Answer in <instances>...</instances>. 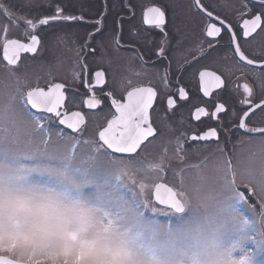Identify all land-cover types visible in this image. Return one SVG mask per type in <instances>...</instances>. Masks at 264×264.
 <instances>
[{
  "label": "flooded vegetation",
  "instance_id": "1",
  "mask_svg": "<svg viewBox=\"0 0 264 264\" xmlns=\"http://www.w3.org/2000/svg\"><path fill=\"white\" fill-rule=\"evenodd\" d=\"M0 0V4L13 10L14 15L28 14L29 18L38 19L42 14H51L55 5L63 7L66 14L83 16L86 22L78 23H52L42 26L37 34L42 39V44L37 54H25L18 67L13 72L6 70L5 62L0 58V67L4 68L17 85L19 81L35 86L46 87L48 83H64L66 86L65 110L68 112L81 111L86 117V126L93 123L96 127L105 126L111 119L114 110L105 96L112 91L116 98L122 99L130 87L151 86L158 92V99L154 108L150 110L151 122L157 129L156 137L150 138L139 151L137 159L142 162L137 167H143L138 183L136 178H128L126 190L133 196L142 195L150 197L151 186L155 182L175 184L182 179L184 183L193 184L204 181V171L222 168L230 161L236 171L240 151L251 140L261 141L257 135L243 134L233 129L238 123V116L242 114L241 100L244 98L242 88L239 86L248 82L254 89V98L264 96L259 82L253 78L248 69L241 68L232 55L228 34L225 33L213 49H208V41L201 32V20L192 8V0H130L131 10L124 7L129 0ZM205 5L214 12H219L235 25L241 22L238 16L245 0H203ZM250 6L253 0H248ZM156 5L166 10L168 33L167 40L157 29L143 24L144 7ZM103 16L102 24L95 22ZM246 18H250L246 17ZM10 25V38H24L26 26H11L10 21L0 13V27ZM101 30L96 32V28ZM90 33H95L91 38ZM119 35L122 47L114 43ZM90 48L81 50L85 43ZM212 43H216L212 41ZM164 46L166 58L159 60L156 57L158 49ZM203 47L206 55L192 61V55H199L198 49ZM242 48L249 55H264V31H258L246 42L241 39ZM90 49H95L91 51ZM84 63L88 67L89 80L95 71L103 70L106 73L107 84L104 88H96L95 94L102 99V104L94 110L83 106V101L90 95L81 79L73 77V71H79L83 65H77L78 57L84 56ZM143 56L144 62L137 58ZM190 62V63H189ZM165 69H167L168 83H165ZM215 71L226 81V87L217 90L211 97H204L199 91V72L201 70ZM247 73V75H242ZM131 81V84H129ZM185 87L189 93L186 101L179 100L178 89ZM173 95L177 106L169 111L167 97ZM217 102H224L227 111L220 114L218 121L210 117L201 121L192 120L191 114L196 107H206L209 112L214 110ZM233 112L236 116H233ZM222 121V124H221ZM52 124L60 129L63 126L53 120ZM250 126H264V112H257L249 120ZM208 127H217L219 139L212 141H191L187 139L193 133L199 135ZM84 128V129H85ZM70 132V130H65ZM84 132V131H83ZM184 134V135H182ZM179 142L183 143L181 150L183 165L179 163L181 156L177 154ZM264 141V140H263ZM163 161V171H148L150 163ZM213 163L212 165H210ZM199 165L196 168L189 167ZM219 165V166H217ZM202 168L205 169L202 171ZM181 169H186L181 171ZM195 170L196 175L186 173ZM202 179V181L199 180ZM135 181L133 183L132 181ZM237 182L241 183L238 180ZM146 184L141 190L138 187ZM146 207H153L149 203H142ZM191 207V206H190ZM159 209V208H158ZM161 210V209H159Z\"/></svg>",
  "mask_w": 264,
  "mask_h": 264
},
{
  "label": "snow or ice",
  "instance_id": "2",
  "mask_svg": "<svg viewBox=\"0 0 264 264\" xmlns=\"http://www.w3.org/2000/svg\"><path fill=\"white\" fill-rule=\"evenodd\" d=\"M29 7L31 6L29 0ZM192 8L201 20V32L206 41H208V49H213L219 43L220 38L227 33L229 45L232 55L241 68L248 69L253 74V78L259 82L261 90H264V55H249L241 46V39L245 42L252 38L258 31H264V0H253L249 4L248 0L243 3L242 9L239 10L238 16L240 23L237 27L232 21L227 20L219 12L210 10L203 0H192ZM124 7L131 10L130 0L125 3ZM105 10H107V0L105 2ZM0 13H2L9 21L11 26H26L24 38H10V25L5 23L0 27V58L5 62L6 70L13 72L15 67L19 66L22 57L25 54L35 55L38 53L42 44L41 37L37 34L38 29L42 26H49L52 23H78L86 22L83 16L66 14L63 7L59 4L55 5L51 14H42L41 18H29L28 14L20 16L14 15L11 8L0 4ZM95 23L102 24L103 16ZM250 18H246L249 17ZM143 24L157 29L163 34L165 41L168 33L165 31L167 27L166 10L160 6L151 5L143 9ZM101 29L96 28V32ZM95 33H90V38ZM215 41L216 43H212ZM115 45L122 47L120 37L117 35L114 40ZM90 48L86 42L81 46V50ZM95 51V49H90ZM199 55H192V61L198 62L200 58L206 55L205 49L201 46ZM159 60L166 58V49L161 46L156 52ZM141 63L144 62L143 56L137 57ZM86 54L78 57L77 65H83L79 71H73V77L76 80L81 79L83 73V84L87 89V98L83 101V106L89 110L97 109L102 104V99L95 94L96 88H104L107 84L106 73L103 70L95 71L89 80V71L84 63ZM190 63V62H189ZM247 75V73H242ZM168 72L165 69V83ZM131 84V81H129ZM226 87V81L222 75L215 71L207 69L199 72V91L204 97H211L217 90ZM242 88L244 98L241 100L243 107L240 109L238 123L233 125V129L243 134L257 135L264 140V126H250L249 120L257 112H264V96L258 101L254 98V89L245 82L239 86ZM111 109L114 113L111 119H108L105 126L98 127L96 138L88 140L83 138V131L86 126V117L81 111L68 112L65 110L66 86L64 83H48L46 87L37 83L35 86L17 79V88L15 92L6 94L0 99V134L10 131L18 122L34 124L35 127L31 135H40L47 144L52 139L51 131L48 125L55 120L58 125L63 126L56 132L59 137L57 143L67 140L70 141L69 152L75 157L80 150L82 155L90 164V170L94 174L98 182L106 186H111L121 192L126 197H132L133 193L126 190L121 184L122 176L132 178L139 175L144 170L143 167H134L135 164H142L137 159L139 151L150 138H155L157 129L151 122L150 110L154 108V104L158 99V92L151 86L130 87L124 94L122 99L115 97L112 91L105 93ZM178 97L181 101H186L189 93L185 87L178 89ZM167 108L172 111L177 106V100L173 95L167 97ZM227 111L224 102H217L214 110L208 111L206 107H196L191 114L192 120L201 121L202 118L210 117L213 121H218L220 114ZM233 116L236 113L233 112ZM222 124V121H221ZM70 130V132H65ZM184 135V134H182ZM187 139L191 141H212L219 139V131L217 127H208L206 131L199 135L193 133ZM177 154L181 156L179 163L183 165V156L181 150L183 143L179 142ZM51 163L66 166L71 170L70 164L65 165L62 161H51ZM199 165H191L189 167L196 168ZM148 171H163V161L160 163H150L147 166ZM186 169H181V171ZM216 178L212 184L200 182L193 184L191 191L185 187L182 179L175 184L166 182H155L151 186L150 198L153 207L161 209V212H149L143 204H133L137 210L143 211V216L154 221L167 222L169 227L175 226L177 230H183L195 217L199 210L190 207V201L196 197L202 201L210 202L216 206L220 214L224 213H240L247 218L248 222L255 224L257 219L264 220V162L258 168L250 169L242 174L241 183L237 182V172L233 168L230 161L226 162L222 168L216 169ZM135 183V181H132ZM138 187L143 190L146 184ZM259 193L261 201L259 208L252 201V197ZM245 231H248L246 228ZM252 235L251 231H248ZM262 239L253 240L247 243L241 252L246 253L247 249L253 248L254 244L257 248L264 247V233H260Z\"/></svg>",
  "mask_w": 264,
  "mask_h": 264
},
{
  "label": "rangeland",
  "instance_id": "3",
  "mask_svg": "<svg viewBox=\"0 0 264 264\" xmlns=\"http://www.w3.org/2000/svg\"><path fill=\"white\" fill-rule=\"evenodd\" d=\"M16 88L0 67V99ZM34 127L18 122L0 134V255L27 264H264V247L240 251L253 237L262 239L264 220L251 224L240 213L220 214L196 197L190 206L199 213L183 230L150 220L133 204L134 199L153 206L149 196L126 197L103 185L83 150L72 157L67 136L57 143V125H48L52 139L47 144L31 135ZM95 130L89 123L83 138L94 140ZM250 143L236 164L240 182L243 173L264 162V141ZM51 161L70 164L71 170ZM186 174L195 177L196 171ZM201 174L209 185L217 175L212 169ZM140 177L134 176L136 183ZM128 180L122 176L121 184L126 187ZM184 184L191 191L190 183ZM251 199L259 208V193Z\"/></svg>",
  "mask_w": 264,
  "mask_h": 264
},
{
  "label": "water",
  "instance_id": "4",
  "mask_svg": "<svg viewBox=\"0 0 264 264\" xmlns=\"http://www.w3.org/2000/svg\"><path fill=\"white\" fill-rule=\"evenodd\" d=\"M0 264H27V263L15 261L7 256L0 255Z\"/></svg>",
  "mask_w": 264,
  "mask_h": 264
}]
</instances>
